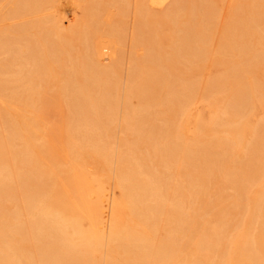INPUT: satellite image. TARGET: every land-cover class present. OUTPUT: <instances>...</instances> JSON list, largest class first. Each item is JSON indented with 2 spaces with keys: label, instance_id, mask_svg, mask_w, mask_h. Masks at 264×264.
Returning a JSON list of instances; mask_svg holds the SVG:
<instances>
[{
  "label": "bare ground",
  "instance_id": "6f19581e",
  "mask_svg": "<svg viewBox=\"0 0 264 264\" xmlns=\"http://www.w3.org/2000/svg\"><path fill=\"white\" fill-rule=\"evenodd\" d=\"M51 1L0 0V102L25 108L17 115L19 105L0 107V264H264V115L250 121L257 101L264 105V78L255 83L264 64L253 71L257 81L242 75L264 61V41L250 47L262 37L264 17L262 27L256 19L264 0L249 1L246 15L244 0L231 5L226 28L214 23L217 6L207 0H106L116 4L113 15L126 17L117 16L121 30L113 27L116 16L112 26L102 24L105 0H70L83 8L78 23L65 6L58 15L47 12ZM126 15L139 26L130 29ZM164 25L180 34L167 35L168 49L154 53ZM208 45L239 66L202 77L213 63ZM47 84L67 110L59 153L70 166L56 167L65 176L57 178L66 180L61 187L51 167L56 154L39 139L38 106L47 105L40 88ZM197 101L205 102L206 116L193 111ZM111 125L128 128L127 150L119 149L120 136H109ZM223 179L231 194L230 183L224 191L215 186ZM3 198L13 201V212Z\"/></svg>",
  "mask_w": 264,
  "mask_h": 264
},
{
  "label": "rangeland",
  "instance_id": "374dc122",
  "mask_svg": "<svg viewBox=\"0 0 264 264\" xmlns=\"http://www.w3.org/2000/svg\"><path fill=\"white\" fill-rule=\"evenodd\" d=\"M65 1H66V0H64V1H63V0H54V2L51 1L50 3H51L52 6H53L54 3H56V4H54L53 7L50 5V6L52 7V9L49 8V7H47V9H48L47 12H49V13H51V14H53V15H58V13L60 14V13L62 12V10L64 9L65 11L69 12L71 15L75 16V19H73V20H75L74 22H76L77 19H78V17H79V20L77 21V23H78V22L81 20V18H82V15H83V8L81 9L80 7H74V6L70 3V0H67V2H65ZM103 1H104V0H102L101 2H103ZM105 1H106V0H105ZM210 1H211V0H207V1L205 2L206 4H205V3H204V4H205V5H208V4H211V5H212V4H213V6H215V7L217 6V7H216V8H217V10H216L217 12H216V14H215V15H216V16H215L216 20H215L214 23L217 24V27H218V28H226V25H225V20H226V18H224V17H225V15H227V16L229 15V12H230V11L228 12V10H230V8H232V7L235 6V5H238V3H239L240 1L242 2L243 0H223V1H222V0H221V1H220V0H212L213 3H212V1H211V2H210ZM238 1H239V2H238ZM249 1L251 2V1H253V0H244V2L239 3V5H240V8H239V9H240V10L242 9V10H241L242 12H243V9H244V13H245V10H246V9H248V11L250 12L249 9H250L251 7H249V5H251V3L248 5ZM59 2H60L61 5L59 4ZM68 2H69L70 4H69ZM106 2H108V1H106ZM173 2H174V0H170V2L167 4V6L170 5V4H172ZM103 3H104L103 5H104L105 7H110V9L107 8L106 10H104V11L102 10L101 12H106V11L108 10V11H109L108 13H109L110 15H108L107 12L105 13V15L102 14V13L100 14V15H103V16H104V17H103V16H100V17L102 18V20H103V19H106V20L102 21V24H105V25H106V24H111V26H112V23H110V22L113 21V19H114L113 16H114V17L116 16V15H113V14H116V13H115V9H117L116 4H113V3H115V2H111V3L108 2L109 4L107 3V5H108V6H107L105 2H103ZM57 4H59V6H58ZM68 4H69V5H68ZM112 4H113L114 6H113ZM217 4H218V5H217ZM253 4H254V1H253L252 5H253ZM70 5H71V6H70ZM231 5H232V7H231ZM55 6H56V8H55ZM64 6H65V7H64ZM68 6H69V7H68ZM72 6L75 8L76 12H75V11H71L72 8H73ZM220 6H221V8L218 9V7H220ZM63 7H64V8H63ZM111 7H112V8L116 7V8H115V9H112ZM246 7H249V8H246ZM62 8H63V9H62ZM76 8H78V9H76ZM59 9H60V10H59ZM111 9H112V11H111ZM113 10H114V13H113ZM59 11H60V12H59ZM116 11L118 12V10H116ZM158 11H159V10H156V12H158ZM226 11L228 12L227 14H226ZM239 12H240V11H239ZM112 13H113V14H112ZM120 13H121V12H118V14H120ZM217 13H218V15H217ZM247 13H248V12H247V10H246V13H245L244 15H246ZM118 14H117V16L120 17L121 14H120V16H119ZM124 14H125V13H124ZM241 14H242V13H239L240 16L245 17L243 14H242V15H241ZM111 15H112V16H111ZM248 15H250V13H249ZM117 16L115 17V19H116V20H114L115 22L113 21V22H114V26H113V27H116V28L119 27V29H120L121 27H123V25L121 26L122 23H121L120 25H119L118 23H119L122 19H124V18H126V17L123 18V14H122V16L119 18V19H120V21H119V19H118ZM126 16H127V15H126ZM227 16H226V17H227ZM260 16L263 18L264 15H263V14H260V15L257 16L258 18H260V19H258V18L256 19V21H258V23H259V26H261V24H262V23H261V22H262V18H261ZM111 17H112V20L110 19ZM127 17H128V16H127ZM197 17H198V18H197ZM199 17H200V18H199ZM218 17H220V18H218ZM246 17H248V16H246ZM192 18H194V17H192ZM117 19H118V21H119V22H117V25H118V26L115 24L116 21H117ZM190 19H191V18H190ZM199 19H200V21H199ZM221 19H223V20H221ZM224 19H225V20H224ZM227 19H228L227 21H229V18H227ZM73 20H72V22H70V23H69V22L66 23V22L64 21V23H66V24H63V25H64L65 27H67L68 25H75L76 23H73ZM128 20H129V17H128V19H126V22H127L128 24H131V25H129L130 29L139 26L138 23H136V22L133 23V22H130V21L128 22ZM197 20L201 23V22L203 21V16H202L201 14H200V16H196V20L194 19L193 22H196ZM220 20H221V21H220ZM259 20H260V21H259ZM198 21H197V24H196V23L194 24L196 27L200 26V23L198 24ZM103 22H104V23H103ZM107 22H108V23H107ZM121 22H123V21H121ZM124 22H125V20H124ZM126 22H125V24H126ZM223 22H224V23H223ZM132 23H133L134 25H133ZM258 23H256V24L253 23L252 26L254 27V24H255V27H254V28H256V25H257ZM123 24H124V23H123ZM203 24H204V22H203ZM221 24H223V25H225V26L222 27L223 25L221 26ZM226 24H227V22H226ZM126 25H127V24H126ZM201 25H202V24H201ZM108 26H109V25H108ZM120 26H121V27H120ZM164 26H165V25H164ZM164 26H162V27L160 26V28H159V30H162V34H163V36H162V34H161L160 31H159L160 33H157V32H156L158 35L161 34L162 37L165 36L164 39H162V37H161V39H160V41H159L160 35L158 36V35L155 34V36H154V40H153V41H154V42H153V43H154V44H153V46H154V47H153V51H154V53H155V51L157 52L158 50H159V51H161V50H164V51H165V49H168V46H167V45L169 44L168 40L171 38V36H172V37H175L177 34H178V35L180 34L179 31L176 30V29H175V31H174L172 34H171V32H169V31L166 32L168 29L166 28V26H165V29H164ZM213 26H214V24H213ZM220 26H221V27H220ZM259 26L257 25L256 30L258 29ZM80 27H81V25L77 26V27H76V30L79 29ZM217 27H216V25H215L213 28L216 30ZM261 27H262V26H261ZM261 27H260V28H261ZM263 27H264V26H263ZM100 28H101V27H100ZM262 29H263V28H261V30H262ZM120 30H121V29H120ZM215 30H214V31H215ZM217 30L219 31V29H217ZM263 31H264V29L262 30V32L259 31V32L261 33V36H262L261 38L258 39L259 41H258L257 39H255L256 41H255V40H252V42L250 43V47H251V46L255 47V48L252 47L253 49H257L258 47H259L258 49L263 48V45H261V44H262V41H264V32H263ZM62 33L64 34L65 31H62ZM164 33H166V34H164ZM169 34H171L170 37H168ZM167 35H168V36H167ZM216 35H218V32H216V33L213 34V37H212L213 39H211V41H213L215 38H216L215 40H218L217 37H216ZM158 37H159V38H158ZM214 37H215V38H214ZM168 38H169V39H168ZM215 40L213 41V43L215 42ZM158 41H159V42H158ZM162 41H163V45H162ZM169 41H170V40H169ZM254 41H255V42H254ZM156 42H157V43H156ZM167 42H168V44H167ZM73 43H75V42H73ZM209 43H212V42H209ZM253 43H254V44L256 43L255 45L258 44V47H256ZM260 43H261V44H260ZM156 44H159V45H157V47H160V48H157V47H156ZM164 44H165V45H164ZM209 45H211V44H209ZM209 45H208V46H209ZM161 46H162V47H161ZM212 46H213V47H212ZM212 46H211L212 49L210 48V46L208 47V49L210 48L209 50H211V51L214 50V49H213V48H214V45H212ZM72 47L74 48V46H72ZM72 47H71V48H72ZM134 47H135V48H133V49H134V50H133V53H134V51H136V52H135V56L141 55V54H142V51H143V50L141 49V44H135ZM73 48L71 49V51L73 52V54H72V52H71V54H72V59H73V56H74V51L77 50L76 48H75V49H73ZM252 48H251V49H252ZM209 50H208V51H209ZM159 51H158V52H159ZM166 51H167V50H166ZM137 52H138V53H137ZM162 52H163V51H162ZM216 53H217V52H216ZM216 53L213 54V51H212V54H213L214 56H213V55H210V56H212V59H213V61H211V62H213V63L210 64V66L207 64L208 62H207V63L205 62V63H206L205 66L201 69L202 74H203L202 77L205 78V77H207V75H208V78H209L210 76H211V77L215 76V74L220 75V74H221V73H220L221 70L225 69L226 67H231V66H230L231 64H232V67H231V68H235V67H238V66H239V65L237 66V65L235 64V63H236V59H235L234 57L230 56L229 53H228V54H225V55H229V56H225V55H223V54H222L223 56H221V55H216ZM137 54H138V55H137ZM207 54H208V53H207ZM217 54H218V53H217ZM75 55H76V52H75ZM210 56H209V58H210ZM215 56H216L217 60H215V59H216ZM220 57H222V59H227V60H225V61H227L228 64H227V63H226V65L223 64L224 66H223L222 64L219 65V63H221V62H220ZM230 57H231V58H230ZM209 58L207 57V58H206V61H207ZM74 59H75V57H74ZM110 60H111V63H112V62H113V59H110ZM110 60H109V61H110ZM214 60H215L216 62H215ZM217 61H218L219 63H218ZM106 62H108V61H106ZM106 62H105V64H109V63H106ZM211 62H210V63H211ZM214 62H215V63H214ZM234 62H235V63H234ZM180 64H181V65H180ZM263 64H264V61H260L259 63L257 62L254 66L251 65L252 67L249 65V66L247 67V69H248L249 67H251L252 70L249 69V71H248V70L246 69V71H244V72L242 73V75L244 74L243 77H245V78H247V79H249V80H251V81H252V80L257 81V78H256L255 76H256V74H259L258 77H259L261 80H259V78H258V82H255V81H254L256 84H257V83L259 84V81L262 82V80H263V78H264V77H261V76L264 74V71H263V73L257 71L258 73H255V76L253 75V74H254L253 71L255 72V71H256L255 69H257V68L259 69V66H260V65H261V66H260V71H262ZM178 65H179L180 68H182L183 66H185V64L182 63V62L179 63ZM233 66H234V67H233ZM182 69H183V70H187V67L185 66V67L182 68ZM230 70H231V69H230ZM263 70H264V68H263ZM176 71H179V70H176ZM190 71H191V69H188V70H187V72H188L190 75H191V73H193V72H194V75H196L195 73H197V72H195V70H192L193 72H190ZM219 71H220V72H219ZM228 71H229V70H227V71L224 70L223 73H224V72L226 73V72H228ZM247 72H248V74H246ZM192 75H193V74H192ZM198 75H201L200 72L198 73ZM218 75H217V76H218ZM249 76H250V77L253 76V79H250ZM202 77L200 76L199 79H201ZM248 77H249V78H248ZM251 78H252V77H251ZM254 78H255V79H254ZM53 79H54V82H53V80H52L51 82L55 83V82H56V81H55V78L53 77ZM199 81H201V80H199ZM202 81H203V79H202ZM53 83H50V84L53 85ZM50 84H47V86H48V85L51 86ZM49 86H48V87H49ZM48 87H46L45 89H47ZM52 87H53V86H52ZM49 88H50V89H49ZM49 88H48V90H43V88H40V90H41V95H43V98L46 100L47 105L44 106V107L41 106V105L38 106V114H37V116H38V118H39V116H40L39 121H40V123L43 125V126H42V130L40 129V135L42 134L41 136H43V137H41V136L39 135V137H40L39 139H42L43 142L48 143L47 146L50 147L51 151H53V155L55 156V154H56L55 157L53 156V157H54V161H55V162H54V161H53V162L55 163V165H54V163L52 162L51 165H52V164H53V165H52L51 167L54 168V169H56V170H57L58 168L61 170L62 168H60V167H63V168H64V164H65V165H66L65 168L62 169V170H65V169H67V168L70 166V162L68 163V160H70V159H69V157L66 156L65 154H61V153H59V150L62 149V146H59V144L63 141L62 135H63L64 133L62 132V126H61V123H62V119H63V117H64L63 115L66 113L67 110H63V109L66 108V107H65V104L63 105V103H64L63 101H62V102H59V100H56V99L54 100V99L51 98V95H52V93H53V91H54L55 89H52L51 87H49ZM53 88H54V87H53ZM51 89H52L53 91H52ZM113 89H114V90H113ZM199 89H200V88H198V90H199ZM198 90H196V91H197V92H196L197 94H199V91H198ZM115 92H116L115 88H112L110 94H111V95H114V94H116ZM113 93H114V94H113ZM197 94H196V96H198ZM46 98H47V99H46ZM50 98H51V99H50ZM158 98L161 99V97H158ZM1 99H2V98H1ZM48 99H49V100H48ZM137 99H138V102L140 103L139 99H140V100H141V99L143 100L144 98H142V97H138ZM142 100H141V101H142ZM144 100H145V99H144ZM3 101H4V99H3ZM11 101H12V100H11ZM11 101H9V102H11ZM15 101H16V100H14L13 102H11V103H13V104L11 105L12 107L19 105V104H18L19 102L17 103V101H16V102H15ZM52 101H53V102H52ZM158 101H161V100L158 99ZM4 102H7V101L5 100ZM14 102H15V103H14ZM51 102H52V103H51ZM142 102H143V101H142ZM263 102H264V101H263ZM0 103H1V104H0V107L6 108V107L8 106V107H7L8 109H10V107H11V106L9 105L10 103H9V104L6 103V106L4 105L5 103H4V104H2L3 102H0ZM16 103H17V104H16ZM143 103H144V102H143ZM257 103H259V104H258L259 106L257 105ZM257 103L254 105L255 107H254V109H253V110H255V111H253V114H254V112H255V114H254L255 117L252 115L251 118H250V119H251L250 121H252V122H253L254 120H256L255 118H257V115H259V114H261V113H262V115H259V117H260V116L262 117V116L264 115V108H263L264 105H263V103L258 102V101H257ZM7 104H8V105H7ZM14 104H15V105H14ZM3 105H4V106H3ZM61 105H63L64 107H62ZM20 106H21V107H20ZM17 107H18V106H17ZM17 107H15V108H17ZM206 107H207V106L205 105V102L197 101V102H196V105H195V107H194V109H193V111H194L195 108H196L197 111L199 110L198 112H200V113L202 112V113H204L203 116H206V115L208 114V111H209L208 108H206ZM257 107H258V108H257ZM259 107H260V108H259ZM197 108H198V109H197ZM256 108H257V109H256ZM262 108H263V109H262ZM11 109H12V108H11ZM11 109H10V110H11ZM18 109H20L21 112H20V110H17V109H15L14 112H15V111H16V112L19 111V112H17L19 115H20V113H23L22 110L25 111V108L23 109V107H22L21 104L19 105V108H18ZM258 109H259V110H258ZM196 110H195L194 112H197ZM206 110H207V111H206ZM262 110H263V111H262ZM12 111H13V110H12ZM203 111H204V112H203ZM16 112H15V114H17ZM206 112H207V114H206ZM257 112H258V113H257ZM18 114H17V115H18ZM133 114H134V113L130 111V114H129V115L131 116V118L134 117ZM135 114H136V113H135ZM135 114H134V115H135ZM137 115H138V114H137ZM156 116H157V118H155V119H158L159 116H158V115H156ZM138 117H139V116H136L135 118H138ZM259 117H258V118H259ZM155 119H154V117H153V120H154V121H153L152 119H151V121H152L154 124H158V125H160V124H161L160 121L155 120ZM113 120L115 121V119H113ZM114 121L111 122V123H113L114 125L117 124V123H114ZM116 121H117V120H116ZM116 121H115V122H116ZM156 121L159 122L160 124H159V123H156ZM120 122H121V120L119 121L118 124H120ZM118 124H117V125H118ZM123 124H124V123H123ZM123 124H120V125L123 126ZM125 124L127 125V124H129V123H126V122H125ZM111 126H112L114 129H112V130H110V132H108V134L110 133L109 136H112L113 138H114V136H115V138H117V137L120 136V139H119V140H120V144H119L120 146H119V149H120V150H127V148H128L127 146H128L129 144H127V146H126L125 144H122V143H123V141H124L125 138H126V137L124 136V134H126V133L129 132V130H127L128 128H122L121 133H120V128H118V127H116V126H113V125H111ZM60 129H61V130H60ZM115 129H116V130H115ZM123 129H124V130H123ZM43 130H45V132H44ZM218 130H221V129H220V128H217V131H218ZM41 131H43V133H42ZM116 131L118 132L117 135L115 134V133H117ZM126 131H128V132H126ZM123 132H125V133H123ZM219 132H220V133H219ZM43 134H44V135H43ZM113 134H114V135H113ZM218 134H221V131H218ZM192 135H193V134H192L191 131H190V132L187 131V133H186L187 138L192 137ZM109 136H108V137H109ZM121 137H122V140H121ZM61 138H62V140H61ZM110 138H111V137H110ZM110 138H108L107 141H108V140L111 141V140L113 139V138H111V139H110ZM115 138L113 139V141H115ZM58 139H59V140H58ZM42 140L40 141V143L42 142ZM60 140H61V141H60ZM59 141H60V143H59ZM113 141H111V142H109V143L112 144ZM37 142H38V141H37ZM38 143H39V142H38ZM124 145H125L127 148H125ZM141 145H142V144H141ZM141 145L139 144V146H141ZM56 146H57V147H56ZM129 147H130V146H129ZM130 148H131V147H130ZM135 148H136V147H135ZM136 149H137V148H136ZM136 149H134V150H135V155L137 156V154H138V156H139V155H140V151H138V152L136 153ZM128 150H130V149H128ZM60 154H61V155H60ZM55 158H57V159H55ZM153 159H155V158H153ZM57 162H58V164H56ZM154 162H155V161H154ZM154 162L150 160V163H151L150 166H151V167L153 166V168H154V165H152V164H153ZM86 165H87V166H86ZM86 165H85V167L88 168V169L90 170V169H91L90 165H89V164H86ZM53 166H54V167H53ZM56 167H58V168H56ZM155 167H156V168H154V169H156V170H160V169L162 170V169H163V167H161V166H159V165H158V166H155ZM153 168H152V170H153ZM159 168H160V169H159ZM59 169L57 170L58 172L60 171ZM62 170H61V171H62ZM156 170H154V171H156ZM164 170H165V169H164ZM165 171H166V172H169V171H167V170H165ZM165 171H163V172H165ZM171 171H172V169H171ZM166 172H165V173H166ZM61 173H62V172H59V175L56 176L55 180H56L57 178H59L60 176L63 177V178L65 177L64 175H61ZM166 174H169V175H170V172H169V173H166ZM63 178H62V179H63ZM62 179H61V180H62ZM14 180H15V178H14ZM61 180L59 179V182H58V179L55 181L56 183H59V184H60V186H59V184L57 185L58 187H61L62 184H66V180H62V181H61ZM225 180H226V179H223V180L219 181V182H221V183H217L218 185L216 184L215 186H216V187H217V186H218V187H219V186H220V187L222 186V188H223L224 185H225V186H226V185L229 186L228 183H230V186H229V187H226L225 192H226V194H231V193L233 192L232 189L230 188V187H231V182H230V181L225 182ZM62 186H63V185H62ZM218 189H219V188H218ZM224 189H225V188H223V191H224ZM230 190H231V191H230ZM63 192L65 193V191H63ZM63 192H62V194H63ZM212 192L214 193V190H213ZM212 192H211V193H212ZM225 192H224V193H225ZM63 195L66 196L65 194H63ZM207 195H208V194H207ZM211 195H215V194H211ZM64 196H63V198H64ZM209 196H210V194L207 196L208 199H206V200H209V199L211 200V199L213 198L212 196H210L211 198H209ZM67 198H68V196H67ZM65 199H66V198H65ZM214 199L216 200L215 196H214ZM214 199H212L211 201H214ZM6 201H7V199H4V198H3V200L1 201V202H2L1 204H2V206H3L4 203H6V206H5L6 209H5V210H6V212L8 213V211H10L9 208L11 207V208L14 210V207H13V201H12V200H10V201H11L10 203H9L8 201H7V202H6ZM211 201H209V202H211ZM207 202H208V201H207ZM209 202H208V203H209ZM10 204H11V205H10ZM211 204H212V203H211ZM211 204H210V205H211ZM222 204H223V203H222ZM8 206H10V207H8ZM7 208H8V209H7ZM13 210L10 211L9 213L13 212ZM214 211H215V209H214ZM206 217H207L208 219L212 220V219H211L212 216L210 217V216L208 215V216H206ZM210 220H209V224L212 222V221H210ZM229 222H231V221H229ZM83 224H84V226H85V225L87 224V221L84 220V221H83ZM211 225H212V224H211ZM157 232L159 233L158 230H157ZM161 232H162V231H161Z\"/></svg>",
  "mask_w": 264,
  "mask_h": 264
}]
</instances>
